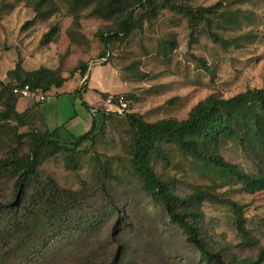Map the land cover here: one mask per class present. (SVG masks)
Listing matches in <instances>:
<instances>
[{
  "label": "rangeland",
  "instance_id": "rangeland-1",
  "mask_svg": "<svg viewBox=\"0 0 264 264\" xmlns=\"http://www.w3.org/2000/svg\"><path fill=\"white\" fill-rule=\"evenodd\" d=\"M54 1L57 12L50 19L24 27L35 19L33 11L23 2L0 0V81L8 82L7 73L18 60H22L27 71L40 67L58 69L67 79L63 87L53 90L40 104L33 98H20L19 112L33 105L48 112L55 109L58 121L66 122L79 111L81 99L95 111L115 113L107 119L95 148L82 146L86 150L79 157L75 170L66 167L64 157H56L43 164L40 174L45 184L47 178L54 180L61 195L80 192L86 200L80 212L92 210L108 214L98 192V179L94 176L95 169L107 165L110 177L106 179V187L117 195V205L128 215L130 229L121 236L113 235L114 215H109L94 238L73 241L56 260L46 264H108L119 244L121 247L127 245L130 250L125 264H200L184 237L173 236L163 224L158 225L160 218L150 210L148 199L140 192L129 170L125 154L129 134L123 119L128 111L119 114L106 109L107 99L103 102L100 94L129 96V108L125 101L129 112L154 123L169 118L186 119L196 104L212 94L230 99L246 90L262 88L264 0H194L193 7L218 5V8L214 17L207 23L199 22L193 32L186 19L164 10L152 25L145 23L124 43H115L107 65L99 61L105 51L100 35L107 32L111 22L96 18L91 15L92 8H87L78 13V25H75L72 0ZM11 5L14 7L10 8ZM53 25L59 28L56 40L47 46L41 45L42 36ZM211 34H216L221 43H214ZM83 63L88 64L84 77L79 71ZM86 78L80 96L74 95ZM55 91L66 92L65 95L72 97L56 96ZM82 121L79 116L76 125L68 129L73 138L89 130L91 122L86 128ZM102 121L101 116L97 129ZM32 122L38 121L30 114L28 127L35 124ZM28 127L19 132H27ZM61 139L72 140L70 136ZM167 153L169 165L158 161L154 170L160 178L177 182L176 194L186 197L192 187H205L219 198L244 207L250 237L246 242L237 232L228 206L205 201L201 211L208 236L217 249L223 247L237 259L255 261L258 250L264 248V192L245 194L239 183L218 174L205 173L175 149H168ZM221 155L239 169L256 173L252 163L235 145L222 150ZM13 185L14 179L0 180L2 202L11 198Z\"/></svg>",
  "mask_w": 264,
  "mask_h": 264
},
{
  "label": "trees",
  "instance_id": "trees-1",
  "mask_svg": "<svg viewBox=\"0 0 264 264\" xmlns=\"http://www.w3.org/2000/svg\"><path fill=\"white\" fill-rule=\"evenodd\" d=\"M15 1L25 3L35 14V19L24 27L36 21L45 22L57 12L54 0ZM193 1L72 0V9L75 25H78V13L87 8H92L91 15L96 18L111 22L107 32L100 35L105 51L99 61L107 65L115 43H124L145 23L152 25L164 10L186 19L191 32L199 22L207 23L216 15L218 5L193 7ZM58 32V26L53 25L42 36L40 44L47 46L53 43ZM210 37L214 43H221L216 34ZM79 71L84 77L88 64H81ZM7 77L8 82L0 81V180L14 179V189L9 200H0V264H46L56 260L68 244L92 239L100 233L109 215H114L112 234L121 236L127 233L130 229L128 215L119 209L117 195L106 187V179L110 177L107 165L95 169L94 176L95 180L98 179V192L109 210L108 214L92 210L80 212L86 204L80 192L61 195L54 180L47 178L45 184L40 174L43 164L56 157H64L66 167L75 170L79 157L86 150L83 147L95 148L107 119L115 113L95 111L103 120L99 129L93 117L84 135L63 140L59 134L63 126L50 130L40 106L33 105L19 112L20 97L14 93L16 88L29 86L48 97L66 83L67 79L61 72L46 67L27 71L22 60H18ZM86 80L88 78L79 90L74 91V95L80 96ZM54 94L68 93L55 91ZM100 96L103 102L108 98L117 100L123 97L106 93ZM128 97H123L127 104ZM82 105L91 111L84 101ZM129 113L128 109L123 118L129 134L125 146L129 170L138 182L140 192L148 199L150 210L160 218L158 225L163 224L173 236L184 237L197 254L200 264H264V248L258 250L255 261L237 259L226 248L217 249L208 236L201 211L205 201L228 206L243 242L250 241L242 205L221 199L210 189L199 186L192 187L189 195L181 197L174 191L177 182L160 178L154 170L158 161L169 165L167 150L175 149L205 173L218 174L239 183L245 194L264 192V86L246 90L230 99L212 94L196 104L183 120L169 118L150 123L135 113ZM30 114L38 122H32L35 124L28 127ZM24 127L29 130L20 133ZM230 145L241 149L256 173L245 172L224 159L221 152ZM2 148L8 151L4 152ZM129 253L127 245L121 247L119 244L108 264H125Z\"/></svg>",
  "mask_w": 264,
  "mask_h": 264
},
{
  "label": "crops",
  "instance_id": "crops-1",
  "mask_svg": "<svg viewBox=\"0 0 264 264\" xmlns=\"http://www.w3.org/2000/svg\"><path fill=\"white\" fill-rule=\"evenodd\" d=\"M57 93H63V92H57ZM62 97H66L65 99H68L69 97H72L70 95H65ZM85 102V101H84ZM86 103V102H85ZM90 108L91 111H88L83 105H82V100H79L78 105L80 106L79 111H77V113L75 115L70 116L66 122H61L58 121V112L55 111H45V109L40 110L45 118V121L47 123V126L49 127L50 130H54L56 128H60L59 134L61 135V137H69L73 138L71 134H69L68 132L70 130H68L70 128V126L76 125V121L79 118V116L83 119L82 123L85 125L86 128H89V122H92L93 117L96 119V124H99L100 121V115L95 113L94 107H92L89 103H86ZM48 114V115H47Z\"/></svg>",
  "mask_w": 264,
  "mask_h": 264
},
{
  "label": "built area",
  "instance_id": "built-area-1",
  "mask_svg": "<svg viewBox=\"0 0 264 264\" xmlns=\"http://www.w3.org/2000/svg\"><path fill=\"white\" fill-rule=\"evenodd\" d=\"M14 93L20 98H33L37 102H44L46 97L39 91L32 90L29 86L19 87L14 90ZM104 107L110 111L122 114L128 111L127 104L123 97H119L117 100L108 98L105 101Z\"/></svg>",
  "mask_w": 264,
  "mask_h": 264
}]
</instances>
